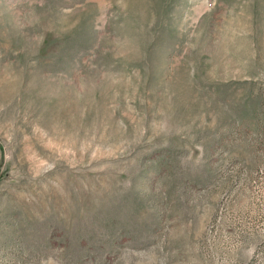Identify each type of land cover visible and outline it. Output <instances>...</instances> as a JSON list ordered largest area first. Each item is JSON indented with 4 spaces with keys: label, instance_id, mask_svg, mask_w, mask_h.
<instances>
[{
    "label": "rangeland",
    "instance_id": "obj_1",
    "mask_svg": "<svg viewBox=\"0 0 264 264\" xmlns=\"http://www.w3.org/2000/svg\"><path fill=\"white\" fill-rule=\"evenodd\" d=\"M0 264H264V0H0Z\"/></svg>",
    "mask_w": 264,
    "mask_h": 264
}]
</instances>
